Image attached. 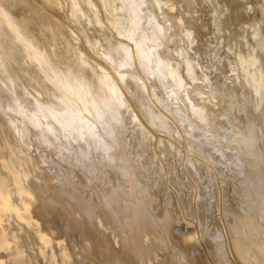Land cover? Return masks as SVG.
I'll use <instances>...</instances> for the list:
<instances>
[{
  "label": "bare ground",
  "instance_id": "1",
  "mask_svg": "<svg viewBox=\"0 0 264 264\" xmlns=\"http://www.w3.org/2000/svg\"><path fill=\"white\" fill-rule=\"evenodd\" d=\"M29 1L0 0L37 74L1 104L0 51V264H264V24L203 65V0Z\"/></svg>",
  "mask_w": 264,
  "mask_h": 264
},
{
  "label": "rangeland",
  "instance_id": "2",
  "mask_svg": "<svg viewBox=\"0 0 264 264\" xmlns=\"http://www.w3.org/2000/svg\"><path fill=\"white\" fill-rule=\"evenodd\" d=\"M34 1L38 3V1L40 0L38 1L34 0ZM33 2L31 1L30 3L29 1L30 4H35ZM42 4L44 3H41L40 1L39 4H35V5L39 6ZM258 5H260L258 0H203L204 9L202 11V14H203L202 19H204V16H205V20H203V22L205 23L204 29L206 30L205 32L206 35L203 33L201 35L203 39L200 36L201 40H197L198 42L194 44V42L192 41L193 34L190 33L192 35V36L190 35V40L192 42L191 44L187 45V47L184 48L183 50V56H185V60L192 61L194 60L193 55L198 54L202 64L207 65L209 63L210 56L212 58V57H215L216 55L218 56L220 60H221V57L219 56H222V59L229 61L230 62L229 64H232L233 67H235L236 65H235L234 58L238 56L244 57L243 54H239L241 45H246V44L249 45L250 42L252 41L251 38L258 37L260 35L259 34L260 27L262 28L264 24V6L259 7ZM240 13H245L247 17L245 19H243L244 17H241L243 19L241 20L240 17H238L240 16L239 15ZM252 16H258L259 24H257V26H255L253 23H249V19ZM248 23L253 28L252 27L249 28L246 25ZM242 24L246 25L245 30L242 29ZM45 31H47V29ZM48 32H49V35L53 34V33L50 34V31ZM47 33L45 35H47ZM53 35L55 36V38H58L55 34ZM53 35H51V38L54 37ZM47 36L43 37V40L45 41V43H48V45L51 44L50 42L52 41L54 42V45L52 42L51 44L52 46L50 47L54 46L53 48H55V52L56 54H58V56L61 55L62 51L63 52L64 50L66 51V46H64L63 48L61 47V43L64 41H60V39L58 38L59 40L57 42L60 41V43H58L60 46L55 45L57 44V42L55 43V40H54L55 38H53V40L50 38L51 41H48L49 40L48 38L50 36L48 38ZM65 40L67 41L68 45L71 47L72 45H71L70 38L66 37ZM62 45H65V44L62 43ZM206 45H210L212 47L210 55L208 54L206 50ZM0 51L3 54V58L11 66L8 71L9 82H7L4 86L6 90H5V96L1 98V104L6 105V103L10 102V100L12 99V95H13L12 88L16 84L19 85L18 91H19L20 98L23 101L29 102V94L26 91L25 83H31V79L37 76L35 68L31 64H29V61L26 58H24V56L20 57L18 60L14 59L12 55V39L4 40ZM218 66L222 67L221 62L218 63ZM236 70L237 69L235 68L234 71L228 72L229 75L227 76L226 79H230L231 83L233 84V87L231 89L233 90L234 97L237 100L238 105L243 106L241 90L239 86L235 84L238 81L236 79L234 80L233 78V76H237ZM221 75H222L221 71H218V78H220ZM242 75L245 76L243 73ZM234 137L237 143L243 147L244 140H243L242 134L237 133ZM47 167L49 168L50 166L47 165ZM246 167L249 170H253L254 168L252 165H249V164ZM50 169L52 170L48 169L49 171H47V173L51 171V174L53 172L55 173V174L53 173L54 176L57 175V173L60 175V182L59 183L57 182V185H78V176L76 173H72L70 171L65 172V171L58 169L57 167H51ZM254 173L256 176L257 171L255 170ZM55 181L56 179L54 180V182ZM217 183L218 184H216V186L221 185L218 181ZM220 191L221 189L219 188L218 192Z\"/></svg>",
  "mask_w": 264,
  "mask_h": 264
}]
</instances>
